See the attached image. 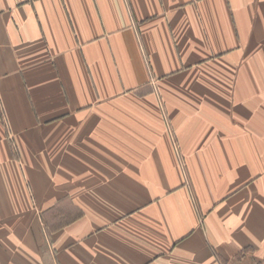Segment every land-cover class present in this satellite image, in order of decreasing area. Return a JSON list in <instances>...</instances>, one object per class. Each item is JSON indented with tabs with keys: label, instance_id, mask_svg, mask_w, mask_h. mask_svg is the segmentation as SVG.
I'll return each mask as SVG.
<instances>
[{
	"label": "crops",
	"instance_id": "crops-1",
	"mask_svg": "<svg viewBox=\"0 0 264 264\" xmlns=\"http://www.w3.org/2000/svg\"><path fill=\"white\" fill-rule=\"evenodd\" d=\"M263 62L264 0H0V264H264Z\"/></svg>",
	"mask_w": 264,
	"mask_h": 264
},
{
	"label": "rangeland",
	"instance_id": "rangeland-1",
	"mask_svg": "<svg viewBox=\"0 0 264 264\" xmlns=\"http://www.w3.org/2000/svg\"><path fill=\"white\" fill-rule=\"evenodd\" d=\"M242 65V64H241ZM263 65H264V62H263ZM242 68V66H237L236 68H234L233 72H232V75H239L240 74V69Z\"/></svg>",
	"mask_w": 264,
	"mask_h": 264
}]
</instances>
